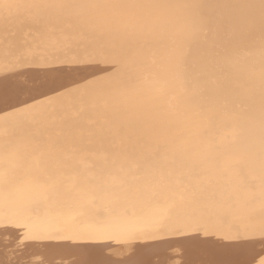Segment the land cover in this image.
<instances>
[{
    "label": "snow or ice",
    "instance_id": "obj_1",
    "mask_svg": "<svg viewBox=\"0 0 264 264\" xmlns=\"http://www.w3.org/2000/svg\"><path fill=\"white\" fill-rule=\"evenodd\" d=\"M178 89L243 107L242 155L194 149L166 118ZM173 245L264 264V0H0V264H167Z\"/></svg>",
    "mask_w": 264,
    "mask_h": 264
},
{
    "label": "bare ground",
    "instance_id": "obj_2",
    "mask_svg": "<svg viewBox=\"0 0 264 264\" xmlns=\"http://www.w3.org/2000/svg\"><path fill=\"white\" fill-rule=\"evenodd\" d=\"M172 2H188V0H172ZM210 2V0H204ZM201 49L197 45H192L187 52L188 67L194 69L196 62L201 56ZM162 55V53H161ZM161 79H168V69L161 63ZM209 109L214 113L209 114ZM173 119L183 126L190 127L195 133L191 144L194 149L203 151L224 152L226 155H242L244 142L242 137H233V129H239L244 120L243 107L235 104L231 97L205 98L195 101L189 100L182 90H177L176 100L171 112L166 117ZM82 142L91 153L103 154L107 145H102L97 137L89 135L87 131L82 136ZM116 150L109 149L111 154ZM3 249H0V259H4ZM51 253L41 242H30L26 246L23 259L30 262L40 259H50ZM70 259L64 255L57 257ZM119 259V257H113ZM153 260L166 261L167 264H184V261L195 259V257L185 252L179 245H173L157 250L152 256Z\"/></svg>",
    "mask_w": 264,
    "mask_h": 264
}]
</instances>
